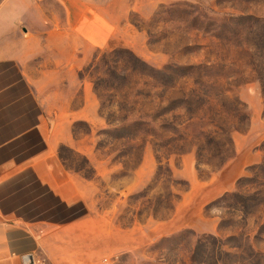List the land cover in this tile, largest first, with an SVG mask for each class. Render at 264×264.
Masks as SVG:
<instances>
[{
	"label": "rangeland",
	"instance_id": "rangeland-1",
	"mask_svg": "<svg viewBox=\"0 0 264 264\" xmlns=\"http://www.w3.org/2000/svg\"><path fill=\"white\" fill-rule=\"evenodd\" d=\"M85 2L116 23L57 155L123 241L96 264H264V0Z\"/></svg>",
	"mask_w": 264,
	"mask_h": 264
},
{
	"label": "crops",
	"instance_id": "crops-1",
	"mask_svg": "<svg viewBox=\"0 0 264 264\" xmlns=\"http://www.w3.org/2000/svg\"><path fill=\"white\" fill-rule=\"evenodd\" d=\"M115 23L85 0H0V264L97 263L123 243L57 155L83 112L68 92Z\"/></svg>",
	"mask_w": 264,
	"mask_h": 264
},
{
	"label": "built area",
	"instance_id": "built-area-1",
	"mask_svg": "<svg viewBox=\"0 0 264 264\" xmlns=\"http://www.w3.org/2000/svg\"><path fill=\"white\" fill-rule=\"evenodd\" d=\"M91 264H96V263H91Z\"/></svg>",
	"mask_w": 264,
	"mask_h": 264
}]
</instances>
